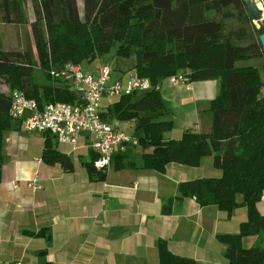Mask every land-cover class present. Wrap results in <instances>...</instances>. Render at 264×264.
I'll return each mask as SVG.
<instances>
[{
	"label": "trees",
	"instance_id": "16d2710c",
	"mask_svg": "<svg viewBox=\"0 0 264 264\" xmlns=\"http://www.w3.org/2000/svg\"><path fill=\"white\" fill-rule=\"evenodd\" d=\"M25 1L32 15L34 54L30 49L0 48V82L7 90L0 91V171L4 133L13 123L8 115L10 93L21 92L38 109L47 103L78 102L69 85L49 77L50 71L65 63H90L114 47L116 57L134 58L132 74L148 79L152 87L182 71L188 83L215 80L217 92L206 110L207 133L185 130L177 140L165 139L172 123L160 120L164 106L159 90L153 88L116 98L100 117L107 122L135 121L145 170L163 174L168 164L196 168L202 158L210 157L220 175L180 183L178 195L192 197L199 207L212 206L226 217L243 208L245 221L236 233L217 234L215 240L223 247L226 264H264V214L256 209L264 190V94L258 98L259 91H264V55L257 38L243 42L242 28L231 30L224 25L234 19L253 29L242 0H81L80 12L76 0H0V25L26 24ZM196 5H201L205 19L188 23L189 9ZM261 33L264 24L257 37ZM260 58L263 81L256 68L237 66ZM35 66L53 83H33ZM41 137L40 161L70 172L69 157L56 150L47 132ZM94 158L92 154L82 165L90 180L101 181L104 173L93 169ZM174 200L166 201L162 213ZM247 237H255L254 242L243 247ZM156 253V264H196L171 254L163 240H157Z\"/></svg>",
	"mask_w": 264,
	"mask_h": 264
},
{
	"label": "crops",
	"instance_id": "0c3cea01",
	"mask_svg": "<svg viewBox=\"0 0 264 264\" xmlns=\"http://www.w3.org/2000/svg\"><path fill=\"white\" fill-rule=\"evenodd\" d=\"M184 86H160V120L172 123L165 139L177 140L185 130L209 131L206 110L217 92L216 81ZM12 122L4 133L0 171V264H156L157 240L165 241L171 254L196 264H226L215 236L236 233L245 221L244 209H234L227 218L176 191L178 184L205 173L216 177L220 172L212 169L210 157L204 160L211 169L199 174V166L177 164L158 174L142 168L141 150L130 143L115 149L103 180H90L82 165L94 155L87 135H79L74 145L55 143L72 164L64 172L40 161L41 133H27L21 123ZM170 198L175 200L162 213ZM256 209L263 215L264 201ZM254 239L244 238L242 246Z\"/></svg>",
	"mask_w": 264,
	"mask_h": 264
},
{
	"label": "built area",
	"instance_id": "2783aa9c",
	"mask_svg": "<svg viewBox=\"0 0 264 264\" xmlns=\"http://www.w3.org/2000/svg\"><path fill=\"white\" fill-rule=\"evenodd\" d=\"M262 4L261 0H259ZM260 6V5H259ZM261 9V8H260ZM264 7L261 9L262 11ZM49 77L54 81H62L69 85L78 102L47 103L38 109L32 99H27L21 92L10 93L8 115L10 120L21 123L25 132H47L60 145H74L79 135L89 137L88 147L95 155L92 167L96 172H105L110 165L112 154L116 148L130 144L131 136L112 127L101 119L100 101L118 98L132 93L148 92L152 88L159 90L160 86H151L148 79L129 75L123 83L112 81L110 70L100 66L97 74L82 71L79 65L65 63L59 70L50 71ZM168 86L184 85L188 82L183 73H175L161 82ZM12 186L14 187L13 183ZM33 189H37L33 187ZM264 201V190L259 195V202Z\"/></svg>",
	"mask_w": 264,
	"mask_h": 264
},
{
	"label": "rangeland",
	"instance_id": "374dc122",
	"mask_svg": "<svg viewBox=\"0 0 264 264\" xmlns=\"http://www.w3.org/2000/svg\"><path fill=\"white\" fill-rule=\"evenodd\" d=\"M255 3L257 7L260 9L263 8V5L260 3L259 0H255ZM23 11L26 18V24L23 25H0V48L3 50H19L23 51L26 49H30L32 53L34 54V48H33V40L30 33V26L29 22L32 21V15L30 11V5L28 1H25L23 3ZM76 5L78 8V11H81V0H76ZM260 5V6H259ZM260 9V10H261ZM264 10V9H263ZM262 11V10H261ZM263 13V11H262ZM264 15V14H263ZM206 14L202 11L201 5H196L189 9L188 14V23H199L202 22L205 19ZM209 16V15H208ZM253 29L249 26L247 23H238L234 19H230L228 21L224 22V25L227 29L235 30V29H243L242 31L245 32V37L243 39V42L247 41H254L257 38L256 31L259 32L260 26L264 24V18L261 21L257 22H251ZM263 59H256V60H243L237 63V66H251L256 68L258 75H260L261 81H263L261 76V67ZM134 64V58L130 57L128 59H122L119 57H116L114 55V47H111L109 52L94 59L90 63L83 62L82 65H80L81 70H85L89 73L97 74V69L100 66H106L110 70V78L111 80L115 79L118 80L120 76H122V82L132 74V67ZM184 71L180 72L183 73ZM31 79L33 83L39 85V86H47L50 85L51 82L48 80L43 73L35 66L32 69L31 73ZM0 91L6 93V87L3 83L0 82ZM264 94L263 90H260L258 93V98L261 97ZM103 97L100 101L101 109L104 111L107 104H111L114 102V99H104ZM13 121V120H11ZM108 124L112 127L118 128L126 135L131 136V144L135 145L134 148H138L139 146L137 144L136 139L141 134L140 131H134V120H130L127 122H119L114 119H111ZM206 157L202 158L199 163V168L196 169V173L199 174L201 171L205 170V168H209V160H204ZM194 169V168H193ZM213 169V168H212ZM214 170V169H213ZM220 173L217 175L219 176ZM212 175H209L208 173H205L204 178H209ZM216 176V175H215ZM216 176V177H217ZM229 218V217H227ZM224 223V222H223ZM222 257V252H221ZM225 261V260H224Z\"/></svg>",
	"mask_w": 264,
	"mask_h": 264
},
{
	"label": "water",
	"instance_id": "95a60500",
	"mask_svg": "<svg viewBox=\"0 0 264 264\" xmlns=\"http://www.w3.org/2000/svg\"><path fill=\"white\" fill-rule=\"evenodd\" d=\"M242 3L251 22L261 21L264 18L263 13L257 7L255 0H242ZM257 39L264 55V33L259 34Z\"/></svg>",
	"mask_w": 264,
	"mask_h": 264
}]
</instances>
